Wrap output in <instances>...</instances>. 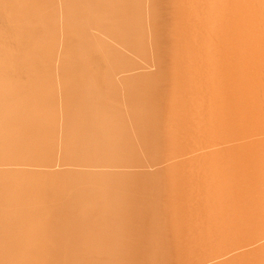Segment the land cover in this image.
Instances as JSON below:
<instances>
[{"label": "bare ground", "instance_id": "6f19581e", "mask_svg": "<svg viewBox=\"0 0 264 264\" xmlns=\"http://www.w3.org/2000/svg\"><path fill=\"white\" fill-rule=\"evenodd\" d=\"M0 21V264H264V0Z\"/></svg>", "mask_w": 264, "mask_h": 264}, {"label": "rangeland", "instance_id": "374dc122", "mask_svg": "<svg viewBox=\"0 0 264 264\" xmlns=\"http://www.w3.org/2000/svg\"><path fill=\"white\" fill-rule=\"evenodd\" d=\"M4 29L2 21H0V30Z\"/></svg>", "mask_w": 264, "mask_h": 264}]
</instances>
